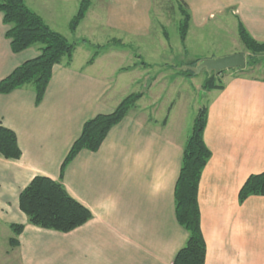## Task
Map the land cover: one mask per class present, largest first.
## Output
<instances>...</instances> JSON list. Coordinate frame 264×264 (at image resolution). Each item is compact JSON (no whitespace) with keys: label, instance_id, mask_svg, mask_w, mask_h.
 <instances>
[{"label":"crops","instance_id":"obj_1","mask_svg":"<svg viewBox=\"0 0 264 264\" xmlns=\"http://www.w3.org/2000/svg\"><path fill=\"white\" fill-rule=\"evenodd\" d=\"M24 1L53 31L76 44V50L70 64L64 59L54 66L39 105L33 84L0 94V125L16 133L22 151L18 160L0 155V264H173L189 236L175 213V186L189 133L182 124H172V109L163 115L144 101L146 92L166 81L168 71L158 69L153 59L138 65L115 57L135 41L145 51L169 50L165 25L152 21L154 11L162 13L156 0H91L74 32L69 25L80 0ZM181 1L191 14L185 47L191 33L199 35L211 23L238 32L241 22L256 41L264 42V0L172 1L180 20ZM3 17L0 13V81L38 57L41 48L38 44L13 53ZM102 35L112 37L109 46L119 42L123 50L107 55L99 51L91 61L90 49L101 46ZM86 46V58L76 61ZM237 53L243 52L228 55ZM203 59L208 58L197 60ZM227 73L222 90H205L204 142L211 158L198 194L205 264H264V196L239 200L248 178L264 172V78ZM140 78L150 85L141 91L144 96L136 107L112 128L98 152L83 150L61 176L62 163L85 122L113 113L131 94L129 83ZM37 176L61 181L93 218L69 233L29 224L19 196ZM13 224L25 226L14 248L9 243Z\"/></svg>","mask_w":264,"mask_h":264},{"label":"trees","instance_id":"obj_2","mask_svg":"<svg viewBox=\"0 0 264 264\" xmlns=\"http://www.w3.org/2000/svg\"><path fill=\"white\" fill-rule=\"evenodd\" d=\"M91 6V0H80L76 15L70 22V30L76 31L86 17ZM182 19L179 33L182 43L185 42L191 22V14L187 5L181 1ZM0 13L3 22L8 26L5 34L10 40L13 53H21L34 45H40V55L26 61L14 69L6 78L0 81V94H10L13 91L33 84L36 93V104L39 105L52 79L55 65L67 59L71 63L76 44L68 41L62 34L53 31L38 14L33 12L24 0H0ZM238 36L250 60L246 61L245 72L260 62L256 56L264 54V42L256 41L244 25L239 22ZM101 49L100 46L96 47ZM94 54L93 59L96 57ZM196 60L188 66H196ZM233 70V71H236ZM227 71L218 75L212 74L205 79L202 88L206 91L222 90V79ZM182 75L194 77L196 74L187 70ZM144 93H131L126 96L111 114H100L85 122L79 138L73 143L61 166L63 176L68 165L83 150L98 152L109 132L118 125L128 113L136 107ZM208 110L200 109L194 120L191 132L186 141L180 174L175 186V213L180 226L188 232L185 246L178 251L173 264H205L206 243L201 230V213L198 200L199 185L202 173L211 158V152L204 142V130L207 125ZM0 155L8 160H18L22 151L14 131L0 125ZM251 196H264V172L251 175L239 192V200L243 203ZM20 210L28 217L29 224L47 230L69 233L93 218L92 212L74 199L61 181H55L45 176L35 177L20 193ZM14 237L10 239L12 248L19 245L18 237L25 226L11 225Z\"/></svg>","mask_w":264,"mask_h":264},{"label":"rangeland","instance_id":"obj_3","mask_svg":"<svg viewBox=\"0 0 264 264\" xmlns=\"http://www.w3.org/2000/svg\"><path fill=\"white\" fill-rule=\"evenodd\" d=\"M172 1L175 2L176 0H156L155 7L157 10H161L162 13L154 11L152 19L156 24L165 25L166 38L168 39H165V42L169 49L168 51H162L161 46H159V49H162L161 51L155 49L145 51L139 47L141 43L137 42L135 44V41V43L130 44L131 49L127 47L123 53L115 57L116 60L126 61L128 64L130 62H138V65H141V62L153 59L156 60V63L160 64L158 69L168 71L166 81L158 84V86H154L151 91L146 92L144 101L149 102V105H153L155 108H159L158 112L163 115H166L172 109L170 117L172 124H182L185 133L190 134L194 120L200 109L207 106V92L203 90L202 84L207 78L208 73L204 70L194 77L182 75L181 72L188 66V62L205 57L225 56V54L228 55L229 53L240 51L246 55V61H249L250 53L244 48L239 39L238 32L234 27L231 26L224 30L219 29L213 23L206 29L201 30L199 35L191 33L188 45L185 47L180 39L179 33L180 13ZM173 5L174 7L172 8ZM108 35L112 34L108 33ZM156 35L153 36L154 40H158ZM101 37L99 41L101 49L97 50L92 47L90 49L92 53L91 58L99 51L102 55H107L112 52L111 50H123L122 46L121 48L119 47V42L111 44L110 46L107 44L111 41V36L102 35ZM157 43L159 44V41ZM83 48V51H79L76 54V61H81L86 58L84 53L87 54L89 47L86 46ZM135 55H140L142 58L138 59ZM256 59L260 63L253 68H248L245 72L255 77L264 78V54L256 56ZM155 68L153 67V72L150 75H155V71L157 70ZM174 76H177V78ZM226 76L224 77L226 78ZM128 87V93H138L142 90L144 91L148 87V83H145L144 78H140L137 81H131ZM5 240L6 236L2 235V241L5 242Z\"/></svg>","mask_w":264,"mask_h":264},{"label":"water","instance_id":"obj_4","mask_svg":"<svg viewBox=\"0 0 264 264\" xmlns=\"http://www.w3.org/2000/svg\"><path fill=\"white\" fill-rule=\"evenodd\" d=\"M246 68V56L243 53L232 54L228 56L218 58H208L200 60L196 66H187L184 71H191L198 75L202 71H206L209 76L212 74L218 75L222 71L245 69ZM150 82H148V87ZM148 87L144 90H148ZM143 93V92H142Z\"/></svg>","mask_w":264,"mask_h":264}]
</instances>
